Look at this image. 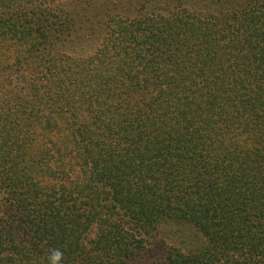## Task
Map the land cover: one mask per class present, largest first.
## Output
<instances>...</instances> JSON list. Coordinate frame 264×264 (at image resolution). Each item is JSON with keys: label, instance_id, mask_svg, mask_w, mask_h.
I'll return each mask as SVG.
<instances>
[{"label": "trees", "instance_id": "1", "mask_svg": "<svg viewBox=\"0 0 264 264\" xmlns=\"http://www.w3.org/2000/svg\"><path fill=\"white\" fill-rule=\"evenodd\" d=\"M54 1L0 0V264H264V0L97 6L84 59Z\"/></svg>", "mask_w": 264, "mask_h": 264}, {"label": "rangeland", "instance_id": "2", "mask_svg": "<svg viewBox=\"0 0 264 264\" xmlns=\"http://www.w3.org/2000/svg\"><path fill=\"white\" fill-rule=\"evenodd\" d=\"M46 3L47 6L55 10L62 17H64L65 13H70V16L73 18L75 13L76 17L83 12V10L90 13L83 17L82 20L79 19L81 25H79L78 32L72 34L68 41L57 44L54 48L56 55L65 54L69 58L81 57V59L91 56L96 49H99V47L103 45L105 32L108 27L106 20H102L105 18L103 16L105 12L108 13V15L125 13L132 16L140 11V6H143V8L145 7L144 10L147 11H157V9H161V12H164V8H170V10H172L176 7H188L189 5L195 6L197 9L206 7V3L202 0H90L88 3L91 4L89 5L72 0H58L53 3ZM103 5H106L108 9L101 12L103 14H100L98 12L99 9L95 10V8ZM120 5H122L121 9H119ZM169 228L170 230H168L165 240L171 244L182 246L183 229L178 227ZM183 235L186 238L188 237L187 232H184Z\"/></svg>", "mask_w": 264, "mask_h": 264}, {"label": "clouds", "instance_id": "3", "mask_svg": "<svg viewBox=\"0 0 264 264\" xmlns=\"http://www.w3.org/2000/svg\"><path fill=\"white\" fill-rule=\"evenodd\" d=\"M64 253L59 248L50 249L47 257V264H62Z\"/></svg>", "mask_w": 264, "mask_h": 264}]
</instances>
